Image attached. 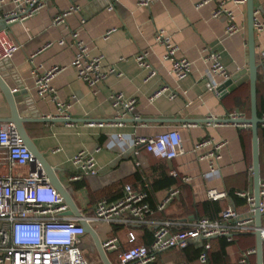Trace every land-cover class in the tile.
I'll return each mask as SVG.
<instances>
[{
	"label": "crops",
	"instance_id": "0c3cea01",
	"mask_svg": "<svg viewBox=\"0 0 264 264\" xmlns=\"http://www.w3.org/2000/svg\"><path fill=\"white\" fill-rule=\"evenodd\" d=\"M138 1L51 0L38 14L23 22H7L4 19L5 14L14 9L11 0L0 6V29H8L11 37L21 46L13 60L2 68L0 75L10 88L26 92L17 104L22 116L63 119L58 114V104L62 103L67 107L69 120H73L72 123L25 124L26 133L55 170L76 206L86 214L102 200H119L126 185L138 192L148 190V183L144 184V189L141 186L137 175L140 171H145L146 178L153 180L162 173L174 178L170 173L172 170L179 174L175 178L177 181L170 188L148 194V198L151 196L148 202L156 210L170 189L179 190V197L164 212H157L155 220L184 223L198 218L215 220L231 206L242 214L246 213L248 207L245 200L234 193L245 191L254 194L250 128L200 122L229 119L233 114L250 118L247 1L239 4L236 3L239 0H154L150 8L141 7ZM221 6L233 13L240 29L233 36L226 35L231 23L226 14L214 17ZM71 8L76 10L63 23L56 25L55 17L69 12ZM255 12L258 19L264 20V0H255ZM112 30L114 32L106 36ZM159 30L173 39L178 47V56L191 62L192 73L187 79L178 81L172 74L171 64L164 60V48L154 40ZM74 32L79 33L89 56L103 57L104 70H115L94 90L77 77L71 66L75 56L72 46L57 45L61 40L70 42V35ZM50 43L53 45L47 47ZM255 46L260 65L258 74L261 76L259 93L264 98V30L256 32ZM142 51L149 53L151 67L157 71V76L149 81H146L149 71L140 68L135 61L136 55ZM209 52L220 55L230 80L235 79L240 84L225 97L207 90V82L218 87L225 82L210 74ZM54 68L60 70L52 80L56 99L41 98L35 89L36 75H44ZM163 87L169 88V92L177 97L173 100L168 96L153 98ZM113 94H123L126 100L137 101L133 112L127 114L123 123H115L116 110L110 101ZM10 116V107L0 89V120ZM188 121L199 124L191 125L186 123ZM100 122L102 124H98ZM172 130L179 132L184 149V154L177 159L171 162L159 160L144 148L140 149L139 156L133 154L137 139L155 137ZM203 141L227 143L220 151L221 158L213 172L209 167L210 161L204 158L212 147L196 148ZM98 149L100 151L97 152ZM82 151L94 156L100 173L96 177L71 182L73 175L82 172V168L73 163V158ZM260 156L261 178L264 179V143L260 147ZM8 166L4 152L0 151V176L10 173ZM28 171L29 167H18L13 174L27 175ZM80 182H83L81 186L77 184ZM213 189L226 192L228 198L218 200L221 207L218 215L208 216L200 206L212 202L207 192ZM114 228L97 224L94 230L101 239L108 232L118 237L124 249L146 245L141 240L142 233L134 230L135 227L129 233H114ZM146 228L152 232L150 227ZM235 242L230 243L232 246L226 250L229 264H240L244 251L256 250L254 236H244ZM219 244L214 242L209 259L219 250ZM199 248V242H194L187 252L170 250L161 254L157 261L159 264H201L198 261ZM94 249L99 255L95 245ZM193 249L198 251L196 257ZM209 259L207 264H218ZM249 261L257 264L256 255L251 256Z\"/></svg>",
	"mask_w": 264,
	"mask_h": 264
},
{
	"label": "built area",
	"instance_id": "2783aa9c",
	"mask_svg": "<svg viewBox=\"0 0 264 264\" xmlns=\"http://www.w3.org/2000/svg\"><path fill=\"white\" fill-rule=\"evenodd\" d=\"M51 0H11L14 9L5 14L7 22L26 21L44 9ZM154 0H139L141 7L150 8ZM6 0H0V6ZM245 0L236 1L244 4ZM76 9L55 17L54 23L59 25L65 18ZM223 14L230 19L231 23L226 29V35L233 36L239 32V27L234 21L232 12L220 9L214 14L219 17ZM255 31L264 30V20L258 19L256 12ZM114 30L107 32L109 36ZM70 42L61 40L59 46H72L75 56L71 64L76 71L77 77L86 83L92 90L103 83L109 75L114 74V69H103V57H91L85 44L81 41L79 33L70 35ZM154 40L164 48V60L171 64L172 74L178 81L187 79L192 73L191 62L178 56V47L173 39L163 30H159ZM48 44L47 47L52 46ZM21 50V46L9 34L8 29H0V69L5 68ZM211 61L210 74L230 79L221 57L217 53L209 52ZM137 65L148 70L149 81L157 76V71L151 67L149 53L142 51L135 57ZM60 70L54 68L44 75H36L35 89L41 98L55 100V90L52 80ZM1 73V72H0ZM207 90L217 96L218 86L211 82L206 83ZM168 96L175 99L176 94L169 92V88H161L153 98ZM113 108L116 110L115 119L121 122L128 113L133 112L136 100H126L123 94L110 96ZM67 107L58 104V114L61 118L69 120ZM230 119H244L238 114H233ZM260 128L264 130V115L260 118ZM227 145L225 142L212 143L203 141L196 145L197 149L212 147V150L204 156L210 161V169L213 172L216 163L220 160V151ZM144 148L147 153L155 158L171 162L184 154L180 134L176 130L162 133L155 137L139 138L134 141L133 154L139 156L140 149ZM0 151L4 152L8 161L10 173L0 176V264H104L96 253L95 259L89 260L80 248L82 239L87 236L84 227L80 224L83 220L92 228L94 224H104L108 227H150L153 232V241L149 246L138 245L121 250L120 240L108 232L104 239H100L102 248L106 253L110 264H154L158 257L170 250H185L191 246L190 242L200 244L198 261L207 264L209 252L215 241L225 239L229 243L236 241L240 235H252L260 233L264 248V179L260 180L258 209L255 206V195L252 192L236 191L235 196L245 200L248 211L244 214L231 206L223 211L218 219L198 218L191 222H178L169 219L155 220V214L161 213L179 197V190L170 189L168 196L156 210L151 208L148 202V193L144 190L135 191L132 186L126 185L123 196L117 201L102 200L87 214L80 211L82 218L67 216L69 207L61 197L59 191L49 182L43 167L35 161L32 153L24 144L16 127L10 123L0 122ZM100 151L99 149L97 152ZM73 163L82 168L80 174L70 178L71 182L82 181L86 177H96L100 168L96 164L93 155L84 151L73 158ZM29 167L27 175L15 176L14 169ZM171 175L178 178L179 174L172 170ZM188 181V179H185ZM209 200L218 201L228 198L223 191L210 190L207 192ZM256 210L261 216V226H256ZM132 241V235L129 234ZM256 255V250H247L241 254L240 264H250L251 256ZM115 259L112 260V257ZM187 264V263H180Z\"/></svg>",
	"mask_w": 264,
	"mask_h": 264
},
{
	"label": "water",
	"instance_id": "95a60500",
	"mask_svg": "<svg viewBox=\"0 0 264 264\" xmlns=\"http://www.w3.org/2000/svg\"><path fill=\"white\" fill-rule=\"evenodd\" d=\"M247 1V9H248V50H249V67H248V80L250 86V118L248 119H208L201 121L206 123H217V124H232L237 126H248L251 130L252 135V170H253V188L255 195V206L258 209L260 196V180H261V156H260V139H259V127L261 124V119L258 116V93H257V83H258V72L260 69V65L258 64L257 55H256V46H255V0H246ZM240 84L236 83L235 79L227 80L222 85H220L217 91L221 94V97H225L228 93L232 92L237 88ZM0 89L3 92L7 103L10 107L11 116L8 119L0 120L3 123L13 124L19 135L24 141L26 147L32 153L35 161H37L45 172L46 177L49 182L59 191L61 197L65 201L66 205L69 207V211L66 213L67 216H75L79 219L82 218V214L79 208L76 206L71 194L66 190V188L62 185L59 178L57 177L55 170L46 162L43 155L37 150L34 142L26 133L24 128L25 124L29 123H72L73 120H64L59 118L53 119H35L22 116L20 112V108L17 105L18 99H21L26 96L25 91H19L17 89L10 88L9 85L5 82L3 77L0 75ZM14 91V92H13ZM89 122L90 120H81ZM92 123V122H91ZM115 123H123L115 121ZM188 124L197 125L199 122L196 121H188ZM102 124V122L98 123ZM256 226H261V216L258 210H256L255 216ZM80 224L84 227V230L87 235H89L94 242L95 248L97 249L100 258L102 259L104 264H110L106 253L104 252L101 241L97 232L92 228L87 222L81 220ZM256 241V260L257 264H264V248L262 243V238L260 233L255 234ZM195 241L190 242V244Z\"/></svg>",
	"mask_w": 264,
	"mask_h": 264
},
{
	"label": "trees",
	"instance_id": "16d2710c",
	"mask_svg": "<svg viewBox=\"0 0 264 264\" xmlns=\"http://www.w3.org/2000/svg\"><path fill=\"white\" fill-rule=\"evenodd\" d=\"M260 77L261 76L258 74L257 93H258V116H259V118H261L264 115V98L260 97V93H259ZM249 104H250V93H249ZM248 112L250 114V105H249ZM259 139H260V147H261V145H263V143H264V130L262 128H259ZM144 174H146L145 171L144 172L140 171L137 175H139V177H140L141 186L143 189H144L145 183L149 184V189L146 190L149 195L153 191L154 192L155 191H161L165 188H170L177 181L175 178L168 177L164 173H162L159 177L154 178L153 180H149L148 178H146L147 174H146V176ZM262 176H264V165L262 166ZM77 184H79V186H81L83 184V182H80ZM150 199H151V196H149L148 200H150ZM236 202H237V199H236ZM200 208H201L202 212L208 216L218 215L221 212V207H220V204L218 201L203 203V204H201ZM134 230H137V231L142 233L141 240L143 241L144 244L149 245L152 242L153 232H151V230L149 228L136 227V228H134ZM120 231H124L125 233H129L132 231V228L131 227L126 228L123 226H115L114 233H117ZM244 236H251L252 237V235H247V234L246 235H240V236H238V239L235 243H237L239 241V239L243 238ZM217 242L220 243L219 244V250L216 253L211 254L209 260L213 261L214 263H218V264H221V263L222 264H229L230 258L228 256L226 250L228 247L232 246V244L227 243L225 239H219V240H217ZM130 247H132V246H129L126 249H128ZM190 247L191 246L186 248L184 251L187 252V250L190 249ZM121 249H122V251L126 250V249H124V247ZM197 254H198V251L194 250L195 257ZM249 263H250V261H249ZM155 264H159V262L157 261Z\"/></svg>",
	"mask_w": 264,
	"mask_h": 264
},
{
	"label": "rangeland",
	"instance_id": "374dc122",
	"mask_svg": "<svg viewBox=\"0 0 264 264\" xmlns=\"http://www.w3.org/2000/svg\"><path fill=\"white\" fill-rule=\"evenodd\" d=\"M95 225L97 226V224ZM95 225H93L94 229L96 228ZM80 248L83 250L84 255L87 259L89 260L95 259L96 252L94 249V243L88 235L82 239V244L80 245Z\"/></svg>",
	"mask_w": 264,
	"mask_h": 264
},
{
	"label": "bare ground",
	"instance_id": "6f19581e",
	"mask_svg": "<svg viewBox=\"0 0 264 264\" xmlns=\"http://www.w3.org/2000/svg\"><path fill=\"white\" fill-rule=\"evenodd\" d=\"M2 70H3V69L1 68V69H0V72H1ZM13 92H14V91H13Z\"/></svg>",
	"mask_w": 264,
	"mask_h": 264
}]
</instances>
